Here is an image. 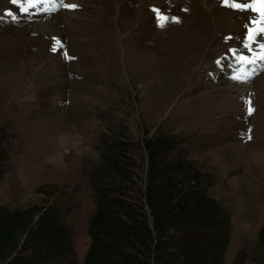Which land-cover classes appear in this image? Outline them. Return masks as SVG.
Segmentation results:
<instances>
[{
  "label": "rangeland",
  "instance_id": "rangeland-1",
  "mask_svg": "<svg viewBox=\"0 0 264 264\" xmlns=\"http://www.w3.org/2000/svg\"><path fill=\"white\" fill-rule=\"evenodd\" d=\"M63 2L78 7L48 0L25 12L24 2L0 0V124L9 127L13 140L0 203L28 204L39 186L59 185L72 205L66 220L83 264L96 208L88 173L105 141L113 131L128 132L139 143L136 156L145 179L143 138L176 133L183 139L181 151L213 173L208 191L232 213L224 264H233L240 252L243 264L262 262L264 70L250 74L264 64L258 55L264 37L248 41L246 35V25L264 27L250 23L259 14L226 7L223 0ZM153 8L169 18L164 27ZM228 46L254 61L237 73L241 82L233 79ZM248 99L255 109L251 116L244 111ZM249 128L250 140L242 135Z\"/></svg>",
  "mask_w": 264,
  "mask_h": 264
},
{
  "label": "trees",
  "instance_id": "trees-1",
  "mask_svg": "<svg viewBox=\"0 0 264 264\" xmlns=\"http://www.w3.org/2000/svg\"><path fill=\"white\" fill-rule=\"evenodd\" d=\"M176 133L147 134L145 179L128 132L113 131L88 173L96 208L83 264H224L232 213L208 191L215 176L181 151ZM12 134L0 124V182L12 157ZM28 204L0 203V264H78L62 188L47 183ZM64 197V199L62 198ZM264 245V224L259 231ZM240 252L233 264H243ZM259 264H264V260Z\"/></svg>",
  "mask_w": 264,
  "mask_h": 264
},
{
  "label": "snow or ice",
  "instance_id": "snow-or-ice-1",
  "mask_svg": "<svg viewBox=\"0 0 264 264\" xmlns=\"http://www.w3.org/2000/svg\"><path fill=\"white\" fill-rule=\"evenodd\" d=\"M19 2H24L26 3L29 7H25L23 8V11L28 12L29 9L31 7H35L38 3L39 4H43L45 2H48V0H11V3L13 5H17ZM223 4L226 7H230L234 10H239V11H245V10H250L251 12H255L259 14L260 20H250V23L252 24H264V0H251V2H245V3H234V2H230V0H223ZM60 5L62 7L65 8H69V9H76L78 6L76 4H65L63 2V0H60ZM187 9H185L186 11ZM152 11L154 13H156V19L160 22L159 23V27H164L165 26V22L169 19L167 16L161 14L159 9H155L153 8ZM9 15H12V13L10 12ZM172 20L175 22H179L178 19L176 17H172ZM246 28H248V35H247V39L248 41H252L253 36L256 34L261 35L262 37H264V27H258L256 29L253 28H249L246 25ZM55 39V38H54ZM56 45H59L60 48L63 47V45L60 43L59 40H56ZM56 45L53 46L52 50L53 51H57V47ZM246 48L251 49V44L250 43H246L245 44ZM261 51L258 54L259 55V59L260 60H264V44L260 45ZM232 51L235 54V50H229ZM64 56L68 59H74L73 57H68L67 53H64ZM247 61L248 63H254V61L252 60H248L246 57L241 56L240 61L239 62H245ZM221 63V61H217V64L219 65ZM233 79L235 80H240L241 77L239 75L234 76ZM246 107H245V115L246 116H251L253 114V112L255 111L254 107L252 106V101L250 99L245 100L244 101ZM251 129L249 128L247 130V132L242 133L243 136H245L247 139H251Z\"/></svg>",
  "mask_w": 264,
  "mask_h": 264
},
{
  "label": "bare ground",
  "instance_id": "bare-ground-1",
  "mask_svg": "<svg viewBox=\"0 0 264 264\" xmlns=\"http://www.w3.org/2000/svg\"><path fill=\"white\" fill-rule=\"evenodd\" d=\"M202 3H204V5H207V0H202ZM1 8V7H0ZM225 9V8H224ZM222 10V12L224 13V12H226V15H228L229 13H231V10L229 11V10ZM140 10V9H139ZM249 12H250V10H249ZM221 14V13H220ZM138 15H139V13H138ZM221 15H224V14H221ZM255 15H257V14H255ZM215 17H216V15H214ZM205 24V23H204ZM240 25H241V23H240ZM37 26H43L42 24H37ZM27 27V26H26ZM3 28V27H2ZM1 28V29H2ZM203 29V28H202ZM238 29V28H237ZM235 32V31H234ZM237 32V31H236ZM204 36V35H203ZM231 38V37H230ZM223 39V38H222ZM227 40V39H226ZM229 40V39H228ZM222 41V40H221ZM206 43V42H205ZM204 45V44H203ZM204 59V58H203ZM195 66V65H194ZM209 68V67H208ZM150 84H151V81L149 82Z\"/></svg>",
  "mask_w": 264,
  "mask_h": 264
},
{
  "label": "crops",
  "instance_id": "crops-1",
  "mask_svg": "<svg viewBox=\"0 0 264 264\" xmlns=\"http://www.w3.org/2000/svg\"><path fill=\"white\" fill-rule=\"evenodd\" d=\"M245 240H246V237H245Z\"/></svg>",
  "mask_w": 264,
  "mask_h": 264
}]
</instances>
